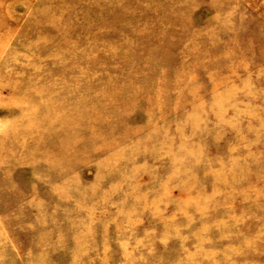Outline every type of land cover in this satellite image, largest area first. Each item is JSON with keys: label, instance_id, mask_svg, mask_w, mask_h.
I'll use <instances>...</instances> for the list:
<instances>
[{"label": "rangeland", "instance_id": "1", "mask_svg": "<svg viewBox=\"0 0 264 264\" xmlns=\"http://www.w3.org/2000/svg\"><path fill=\"white\" fill-rule=\"evenodd\" d=\"M0 264H264V0H0Z\"/></svg>", "mask_w": 264, "mask_h": 264}]
</instances>
